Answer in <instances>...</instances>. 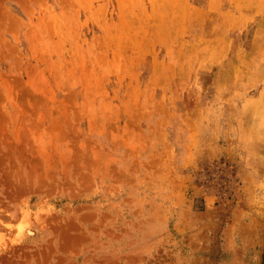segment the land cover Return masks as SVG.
<instances>
[{
	"label": "rangeland",
	"instance_id": "rangeland-1",
	"mask_svg": "<svg viewBox=\"0 0 264 264\" xmlns=\"http://www.w3.org/2000/svg\"><path fill=\"white\" fill-rule=\"evenodd\" d=\"M0 264H264V0H0Z\"/></svg>",
	"mask_w": 264,
	"mask_h": 264
}]
</instances>
